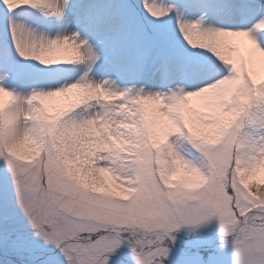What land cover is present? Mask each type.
Masks as SVG:
<instances>
[{
	"label": "snow or ice",
	"instance_id": "1",
	"mask_svg": "<svg viewBox=\"0 0 264 264\" xmlns=\"http://www.w3.org/2000/svg\"><path fill=\"white\" fill-rule=\"evenodd\" d=\"M0 264H264V0H0Z\"/></svg>",
	"mask_w": 264,
	"mask_h": 264
}]
</instances>
